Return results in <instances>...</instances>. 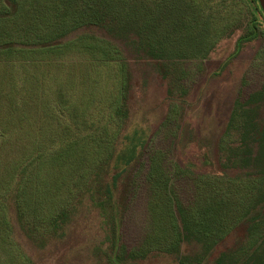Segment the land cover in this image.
<instances>
[{"label":"rangeland","instance_id":"1","mask_svg":"<svg viewBox=\"0 0 264 264\" xmlns=\"http://www.w3.org/2000/svg\"><path fill=\"white\" fill-rule=\"evenodd\" d=\"M206 4L214 12L212 49L177 44L158 65L127 55L125 61L52 56L24 45L9 54L0 34V264H198L203 258L202 264H264V15L256 0ZM0 30L10 31V24L1 22ZM18 33L15 42L24 36ZM119 93H125L126 122L142 118L153 139L115 191L117 252L111 253L109 211L87 204L69 216L62 236L29 233L26 207L45 206L39 215L25 214L30 228L46 232L53 216L78 200L83 169L75 155L107 122ZM193 136L210 142L208 158ZM209 205L198 233L183 209L205 214ZM247 219L254 220L248 230Z\"/></svg>","mask_w":264,"mask_h":264},{"label":"trees","instance_id":"2","mask_svg":"<svg viewBox=\"0 0 264 264\" xmlns=\"http://www.w3.org/2000/svg\"><path fill=\"white\" fill-rule=\"evenodd\" d=\"M257 13H261L259 6ZM213 16L212 7L207 4L202 7V0H0V23L10 24V31L0 34L7 37L5 40L8 42L4 41L3 46H9V54L17 51L18 46L24 45V48L31 49L29 51L45 52L52 56L77 52L89 53L101 61H125L127 55L158 65L164 58L171 57L170 54L177 44L183 43L184 49L196 52L211 50L216 40V34L211 30ZM22 31L24 36L18 37L15 42L14 35ZM174 37H178L176 44ZM119 69L124 70V66H119ZM127 116L125 93H119L110 105L107 122L99 133L93 134L78 148V155H75L78 167L83 169L78 178L81 185L73 198L78 200L53 216L48 224L49 231L46 232L37 226L30 228V217L27 218L25 214L27 211L31 216L39 215L45 206L34 203L26 207L23 214L28 221L25 228L29 233L43 239L47 236H62L65 225L71 219L69 216L87 204L85 208L98 209L103 214L109 211L113 236L111 253L113 255L117 252L120 239L117 231L118 207L115 191L126 168L137 160L153 139L140 126L142 118H135L128 123ZM112 126H116L117 132L108 133ZM187 129V125L182 126L179 143L185 144ZM118 132L121 133L119 136ZM191 141L206 148L204 158L211 155V144L205 138L198 139L193 136ZM207 163L210 166L213 164L211 160ZM154 169L153 167L150 177L153 176ZM57 192L58 189L55 193ZM151 195L162 201L158 192H152ZM9 197L12 201V194ZM38 204L40 207L36 208ZM213 208V205L206 206L202 209L205 214L200 213L199 209V212H195L194 209L184 208V218L188 224L196 221V228L200 233L202 222L205 217L209 218L208 214ZM188 210L197 213V217L187 213ZM241 223L243 222L239 224ZM252 223L254 220H246L244 224L247 230ZM234 228L228 229L226 234ZM165 231L157 230L151 238L152 242Z\"/></svg>","mask_w":264,"mask_h":264},{"label":"water","instance_id":"3","mask_svg":"<svg viewBox=\"0 0 264 264\" xmlns=\"http://www.w3.org/2000/svg\"><path fill=\"white\" fill-rule=\"evenodd\" d=\"M258 3L259 8L261 9L263 15H264V0H256Z\"/></svg>","mask_w":264,"mask_h":264}]
</instances>
